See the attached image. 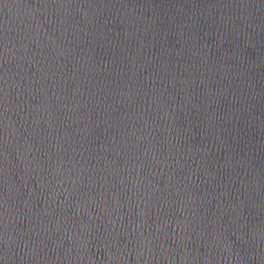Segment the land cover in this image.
<instances>
[{"label": "water", "instance_id": "95a60500", "mask_svg": "<svg viewBox=\"0 0 264 264\" xmlns=\"http://www.w3.org/2000/svg\"><path fill=\"white\" fill-rule=\"evenodd\" d=\"M0 156L90 264H264V0H0Z\"/></svg>", "mask_w": 264, "mask_h": 264}]
</instances>
